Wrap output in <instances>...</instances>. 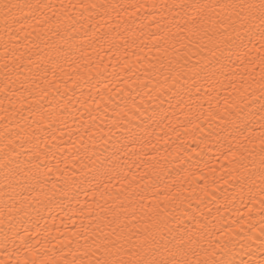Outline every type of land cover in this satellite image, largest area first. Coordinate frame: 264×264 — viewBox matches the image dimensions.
Listing matches in <instances>:
<instances>
[{
    "label": "bare ground",
    "instance_id": "obj_1",
    "mask_svg": "<svg viewBox=\"0 0 264 264\" xmlns=\"http://www.w3.org/2000/svg\"><path fill=\"white\" fill-rule=\"evenodd\" d=\"M195 2L243 0H0L24 6L0 13V264H78L114 217L182 264H264V37L217 9L182 46Z\"/></svg>",
    "mask_w": 264,
    "mask_h": 264
},
{
    "label": "snow or ice",
    "instance_id": "obj_2",
    "mask_svg": "<svg viewBox=\"0 0 264 264\" xmlns=\"http://www.w3.org/2000/svg\"><path fill=\"white\" fill-rule=\"evenodd\" d=\"M23 7L15 3L0 5V13H2L4 24L8 26L20 23V18L17 17L16 13L22 11ZM28 7L32 6L29 5ZM37 7L48 6L39 5ZM92 7H95V5ZM171 7L191 9L190 12L186 13L188 18L184 21V24L176 26L178 29L176 33L177 42L181 43L182 46H185L182 43L185 39L192 43L196 39H202L201 32L206 35L210 28H215L218 22L216 19L217 9L229 14L228 19L232 25L238 24L240 28L258 27L260 35L264 37V0H258V2L257 0H243L241 3L216 4L195 2L190 5L176 4ZM181 33L186 35H181ZM133 215L135 214L133 213ZM118 219V217H114L110 222L109 227L115 224V227H111V231L100 230L91 244L86 241L87 249L83 257L79 259L78 264H182L181 261L176 259L174 253L169 252L165 256L160 249L153 248L147 241L132 243L131 236L124 231L127 225L118 223ZM217 247H219V244ZM157 256L160 258L157 259ZM65 264H68L67 260H65ZM73 264H76V262L73 261ZM196 264H200V262L197 261ZM221 264H234V261L227 260L221 262Z\"/></svg>",
    "mask_w": 264,
    "mask_h": 264
}]
</instances>
